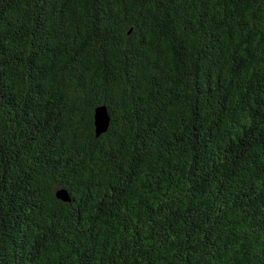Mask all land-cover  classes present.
Wrapping results in <instances>:
<instances>
[{
    "label": "trees",
    "instance_id": "obj_1",
    "mask_svg": "<svg viewBox=\"0 0 264 264\" xmlns=\"http://www.w3.org/2000/svg\"><path fill=\"white\" fill-rule=\"evenodd\" d=\"M0 264H264V0H0Z\"/></svg>",
    "mask_w": 264,
    "mask_h": 264
},
{
    "label": "water",
    "instance_id": "obj_2",
    "mask_svg": "<svg viewBox=\"0 0 264 264\" xmlns=\"http://www.w3.org/2000/svg\"><path fill=\"white\" fill-rule=\"evenodd\" d=\"M110 124V115L105 105H101L94 110V127L96 136H100L105 133ZM56 197L62 201H70V194L66 189L56 190Z\"/></svg>",
    "mask_w": 264,
    "mask_h": 264
}]
</instances>
